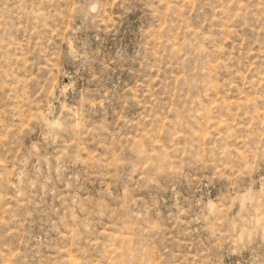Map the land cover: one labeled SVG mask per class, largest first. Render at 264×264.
I'll return each instance as SVG.
<instances>
[{"label":"rangeland","instance_id":"obj_1","mask_svg":"<svg viewBox=\"0 0 264 264\" xmlns=\"http://www.w3.org/2000/svg\"><path fill=\"white\" fill-rule=\"evenodd\" d=\"M0 264H264V0H0Z\"/></svg>","mask_w":264,"mask_h":264}]
</instances>
